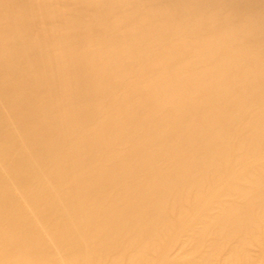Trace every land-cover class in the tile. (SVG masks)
<instances>
[{
    "label": "bare ground",
    "instance_id": "6f19581e",
    "mask_svg": "<svg viewBox=\"0 0 264 264\" xmlns=\"http://www.w3.org/2000/svg\"><path fill=\"white\" fill-rule=\"evenodd\" d=\"M20 255L264 264V0H0V264Z\"/></svg>",
    "mask_w": 264,
    "mask_h": 264
},
{
    "label": "rangeland",
    "instance_id": "374dc122",
    "mask_svg": "<svg viewBox=\"0 0 264 264\" xmlns=\"http://www.w3.org/2000/svg\"><path fill=\"white\" fill-rule=\"evenodd\" d=\"M9 248H11V247H9ZM32 260H33V258H25V257H22L21 255L20 256H18L17 258H13V259H11L10 261L12 262V263H15V264H28V263H32Z\"/></svg>",
    "mask_w": 264,
    "mask_h": 264
}]
</instances>
